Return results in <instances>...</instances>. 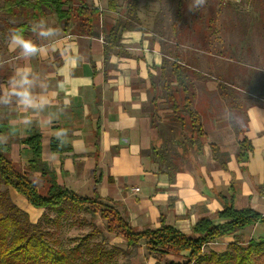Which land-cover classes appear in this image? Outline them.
I'll return each instance as SVG.
<instances>
[{"label":"crops","instance_id":"obj_1","mask_svg":"<svg viewBox=\"0 0 264 264\" xmlns=\"http://www.w3.org/2000/svg\"><path fill=\"white\" fill-rule=\"evenodd\" d=\"M102 2L96 6L101 12L100 23L91 33H83L73 22L66 29L54 15L44 17L59 34L50 41H40L30 29L25 36L42 44L43 51L29 61L18 59V50L12 51L7 42L2 58L8 63L0 67V88L17 67L28 64L46 79L51 100L50 107L40 114L0 106V136L8 138L5 144L11 148L14 164L26 171L32 152L22 142L31 132L39 131L43 161L57 175L58 184L80 196L93 197L97 193L104 201L115 203L135 228L157 230L164 220L190 236L200 219L214 218L223 209L220 195L232 198L236 209L252 208L264 215V98L242 109L245 126L240 137L251 142L253 152L248 162H239L240 147L229 123L230 110L220 98H211V94H217V86L197 89L198 98H210L203 106L196 104L206 135L203 154L176 158L178 171L171 183L160 157L168 152L180 156L183 149L174 144L179 135L168 128L171 112L157 101V89L151 85V77L161 76L162 48L172 51L174 43L154 33L161 4L159 0H140L139 24L134 30L122 32L120 44L107 51L103 31L116 26L119 20H128L127 4L122 0L117 10L111 11ZM212 44L217 50L223 45L229 47V57L216 51L194 50L198 57L204 55L213 61L211 68L201 61L202 69L208 70L205 76L226 77L228 73H222L216 62L230 66L245 55L252 60L244 65L250 76L259 70L264 72V41L263 48H257L261 45L249 39L225 43L217 40ZM189 49L188 43L182 44V55ZM259 55L257 66L253 62ZM155 114L160 120L152 118ZM25 116L32 119L30 126L23 123ZM50 116L52 122L48 123ZM61 128L68 130L67 141L60 153H53L51 141L56 140L54 133ZM189 133L187 128L180 140L184 142ZM212 146L227 156L228 171L214 158ZM31 176L43 185L40 173ZM257 230H264V224L244 231L250 235ZM249 237L254 238L252 234Z\"/></svg>","mask_w":264,"mask_h":264},{"label":"trees","instance_id":"obj_2","mask_svg":"<svg viewBox=\"0 0 264 264\" xmlns=\"http://www.w3.org/2000/svg\"><path fill=\"white\" fill-rule=\"evenodd\" d=\"M75 1H78L79 5L75 4L73 0H0V15L19 21L14 25L10 23L9 26L5 25L4 29L7 32L5 38L2 36L4 29L0 30V58L7 50L10 29H21L25 35L34 22L48 15L56 16L59 22L64 23L66 29H69L74 19L77 20V27L83 33L93 32L94 25L101 18L100 9L89 5L84 0ZM139 1L125 0L128 20H119L116 26L103 31L107 51L120 44L122 32L134 30L139 24L137 17ZM159 2L161 8L155 18L154 33L163 39L171 33L174 43L171 47L172 51H168L169 54L163 53L161 76L159 78L151 77V85L157 89V101L164 104L171 112V115L167 117L171 123L168 128L178 133L179 138L176 137L173 142L177 147L183 149L180 156L179 154L173 156L168 152L162 153L160 157L161 164L165 166L169 180L173 183L178 171V166L174 161L176 158L186 157L187 154H189L188 156L203 154L206 135L201 115L196 109L199 98L195 78H203L205 75L199 70L202 65H200V59L194 56L195 53L187 58L181 53V45L189 44L186 33L188 28L180 23L186 3L178 2L176 15L174 14L175 20L169 24V20L172 18V15L169 14L170 8L164 3V0H159ZM117 6L114 0L110 1L109 9L111 11H116ZM212 13L208 11V15L198 18L201 16V12L197 11V18L191 25L197 36L196 39H192L195 42H192L189 47L210 53L216 51L222 56L229 55V47H225V45L221 46L219 50L214 49L213 42L218 40L225 43V39L216 36L217 28L212 26L214 24ZM195 25H199L198 32ZM107 58L108 53H106ZM230 86L231 89H228L226 85L217 87V94H211V98L213 100L220 98L227 104L231 113L242 118L240 113L244 107L242 99L233 90L234 85ZM235 89L239 90L238 87ZM152 118L160 120L156 114ZM229 123L237 134L240 147L238 160L239 162H248L253 147L248 139L244 136L240 137L245 122L242 121V124L237 125L229 120ZM187 128L190 129L189 136L182 142L180 135ZM22 143L32 152V158L24 172L19 170L12 161L11 148L6 144H0V264H101L103 247L95 251L96 256L89 249L81 252L80 246L68 254L63 249L56 248L54 242L49 240L50 233L45 230L42 220L45 219L48 224L58 227L61 225V219L66 218L68 209L82 210L92 215H96L97 210L101 219L106 221L109 233L119 234L129 248H136L141 242H145L147 251L154 256L157 263L165 261L164 264H264V237L251 238L246 241L245 236L241 233L249 227L264 224V215L252 208L236 209L232 198L227 200L226 197L220 195L224 202L223 209L214 218L200 219L194 225L190 236L167 225L164 220H162L161 228L157 230L135 228L119 212L115 203L104 201L97 193L92 198L83 197L58 184L57 175L43 161L42 134L39 131L31 132ZM61 151L62 146L58 141L52 140L51 152L60 153ZM212 152L214 158L221 163L222 168L228 171L227 156L220 154L214 146H212ZM33 173H40L44 191L33 180L34 178L31 176ZM98 184L97 180L96 185ZM10 190L17 196H21L20 198L24 199L35 211H54L57 214V219L47 218L44 213L38 221L33 222L28 212L13 201ZM97 230V227L94 226L93 232L100 234V231ZM226 237L233 239L230 244L232 249L230 252L224 255L205 254L204 249L208 245ZM183 253H189L184 262L166 260L170 256L183 257ZM88 254L92 255L93 259L76 261L77 257Z\"/></svg>","mask_w":264,"mask_h":264},{"label":"rangeland","instance_id":"obj_3","mask_svg":"<svg viewBox=\"0 0 264 264\" xmlns=\"http://www.w3.org/2000/svg\"><path fill=\"white\" fill-rule=\"evenodd\" d=\"M89 5L98 6L97 3L102 2L104 7L109 8V3L111 0H84ZM122 0H114L116 5H121ZM185 2L186 5L183 7V13L180 18V23L184 26H187V39L189 41V45L192 44V39H196L195 33L191 25L194 23V19L197 18V11H189V3L190 0H164V3L170 8L171 11L169 14L172 15V18L169 20V24L175 20L174 14L178 7V2ZM73 2L79 5L78 1L73 0ZM101 3V4H102ZM117 6V7H118ZM210 7V8H209ZM201 16L198 18H202L209 13L213 14L214 24L212 26L216 29V36L225 39V42L233 41V40H243L249 39L251 41H255L257 44L261 46H256L257 48H263L262 42L264 41V0H245L240 4H231L226 2L225 0H207V3L204 7L200 8ZM176 15V14H175ZM203 15V16H202ZM8 16L0 15V30L9 26L10 24L19 23L18 19H8ZM100 23V20L98 21ZM96 22V24H98ZM73 23H77V20L73 19ZM198 32L199 25L194 26ZM212 27V28H213ZM221 32V33H220ZM7 32L5 29L2 32V36L5 38ZM168 40L174 42V37L171 33L168 34ZM7 39V38H6ZM186 40V41H187ZM173 47V45H171ZM226 47V46H225ZM187 53H184L186 58L191 56L192 53H195L194 56L200 61L204 62V64H208L211 68L213 66V61H210L207 56L201 55V57L197 56L193 47H189ZM189 51V53H188ZM162 52L165 54H169L168 50L162 48ZM244 54V53H243ZM242 54V55H243ZM245 55V54H244ZM184 56V57H185ZM206 57V58H205ZM224 58H228L229 55H223ZM246 57V55H245ZM244 56L239 57V60H243L242 63L236 61L234 64H230V66H225L224 63L216 62V66L222 68V73H228L226 77L221 78H211L203 76V78H195L196 88L203 89V87L209 86H217L226 85L228 89H231L230 85H234L235 88H239V91L233 90L238 93L242 99V104L245 107V104L253 102V100L260 101L261 98H264V72L261 70L253 73L254 76H250V72H248L249 68L245 67L249 63L251 64L252 60H248L247 57ZM260 55L256 57L254 60V64L258 66L257 63L260 61ZM189 59V58H188ZM208 59V60H207ZM209 61V62H207ZM244 63V64H243ZM243 64V65H242ZM201 65V64H200ZM245 65V66H244ZM200 66V71L202 74H208V70L202 69ZM233 87V86H232ZM241 90V92H240ZM199 96V100L197 104H203L208 101L210 98L206 96ZM254 96V97H253ZM213 100V101H218ZM203 106V105H202ZM200 107V105H198ZM203 109V108H201ZM243 115V110L240 112ZM242 121L244 118L242 117ZM18 168V167H17ZM20 170V168H18ZM38 183V186L44 191L43 185H41L38 179H33ZM13 201L23 210L28 212L30 218L33 222L38 221V219L45 213L47 218L57 219V214L54 211H35L31 208L24 199L20 198L21 196H17L12 190H10ZM92 198V197H89ZM96 215L89 214L85 211L78 210L74 211L68 209L66 218L61 219V225L56 226L52 224H48L45 219H43V224L45 230L50 233L49 240L54 242L55 247L59 249H63L66 253L70 254L72 250L80 246L81 252H84L86 249H89L93 252L94 256H96L95 251L97 249H102L103 247V258H101V264H164L165 261L157 263L154 256L151 255L146 247L145 242H141V244L136 248H129L125 243L124 239L116 233H109L107 231V223L103 221L100 217V213L96 210ZM94 226L97 227V231H100V234H96L93 232ZM243 235L245 236L246 241L250 238L249 236L252 234L254 238L262 235L264 230L253 231L250 235V232L243 231ZM89 237V238H88ZM233 242L231 238L229 239H221L216 242L208 245L204 252L206 255H211L213 253L224 255L227 252H230L232 249L230 248V244ZM186 253H184L183 257L170 256L166 260L167 261H185ZM92 255H85L77 257L76 261H81V259H85L86 261L91 258ZM77 264V263H76Z\"/></svg>","mask_w":264,"mask_h":264},{"label":"clouds","instance_id":"obj_4","mask_svg":"<svg viewBox=\"0 0 264 264\" xmlns=\"http://www.w3.org/2000/svg\"><path fill=\"white\" fill-rule=\"evenodd\" d=\"M206 3L207 0H190L189 11H198ZM31 31L40 41H50L59 34L56 28L49 26L48 22L43 19L34 22L31 25ZM8 45L12 51L18 50V59L25 61L39 56L43 51V45L26 37L21 29H10ZM7 63L8 61L0 58V67ZM48 87L46 79L35 72L30 65L25 64L22 67H17L7 80L6 85L0 88V106H16L25 113L31 114L43 113L51 105V100L47 95ZM66 106L67 101L65 102ZM52 118L50 116L47 122L51 123ZM228 118L237 125L242 124V118L235 116L231 111H228ZM23 123L30 126L32 119L25 116ZM54 136L59 145L63 146L67 141L68 130L61 128L54 133ZM7 139L6 136H0V144L7 143Z\"/></svg>","mask_w":264,"mask_h":264},{"label":"built area","instance_id":"obj_5","mask_svg":"<svg viewBox=\"0 0 264 264\" xmlns=\"http://www.w3.org/2000/svg\"><path fill=\"white\" fill-rule=\"evenodd\" d=\"M225 1L228 2V3L237 5V4H240V3L244 2L245 0H225ZM135 191L138 192L139 189H135Z\"/></svg>","mask_w":264,"mask_h":264}]
</instances>
